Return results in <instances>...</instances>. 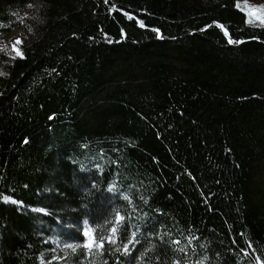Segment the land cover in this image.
I'll return each instance as SVG.
<instances>
[{"label": "trees", "instance_id": "obj_1", "mask_svg": "<svg viewBox=\"0 0 264 264\" xmlns=\"http://www.w3.org/2000/svg\"><path fill=\"white\" fill-rule=\"evenodd\" d=\"M29 4L0 50V264H264V25L237 0H0V21ZM84 221L120 242L85 249Z\"/></svg>", "mask_w": 264, "mask_h": 264}, {"label": "rangeland", "instance_id": "obj_2", "mask_svg": "<svg viewBox=\"0 0 264 264\" xmlns=\"http://www.w3.org/2000/svg\"><path fill=\"white\" fill-rule=\"evenodd\" d=\"M237 6L247 14V21L253 25H264V22L258 20L256 16H249L248 13L259 9V15L264 16V2H253L249 0H237ZM32 7L25 6L23 8H12L9 10L12 15L6 21H0V50L6 49L15 55H20V44L16 41H21L19 25L30 13ZM91 229L90 227H88ZM92 230V229H91ZM82 231L80 233L82 234Z\"/></svg>", "mask_w": 264, "mask_h": 264}, {"label": "snow or ice", "instance_id": "obj_3", "mask_svg": "<svg viewBox=\"0 0 264 264\" xmlns=\"http://www.w3.org/2000/svg\"><path fill=\"white\" fill-rule=\"evenodd\" d=\"M105 2H107V0H105ZM28 7H32L31 4L28 5ZM259 9L255 10V11H251L248 13L249 16H256V18L258 20H261L262 22H264V16H260L259 14ZM141 27H143V25L141 24ZM153 31L158 32V29H153ZM230 44L233 45H237V44H242L244 43V41H240V40H231L229 39L228 41ZM17 44L22 43L21 41L17 40L16 41ZM109 191H111V189H109ZM124 200H129L130 198L127 196H123ZM5 203H17L15 200H11L8 197H4L3 198ZM33 211L37 212V213H42L47 215V211L46 209L43 208H36L33 209ZM127 219H130V217H128ZM126 221V217L124 215H121L119 213L116 214V225L119 227H124V222ZM84 225L85 227L83 228L82 231V238H83V247L89 251L93 250V249H103L105 242H107L109 245H114L118 242H120V236H119V230L117 226H113L110 230V235H108L107 237L101 236L99 240H97L96 235H95V231L89 229L87 227V221H84ZM131 227V225H128V227L124 228V231L126 233L125 238L128 239L129 237L127 236L128 230ZM136 239V232H132L131 233V237H130V242H134ZM194 239H199V237H194ZM172 244L175 245H179L180 241L179 240H174L172 241ZM68 248H72L73 251H75V245L72 243H69L66 245ZM117 252L120 251L119 248L115 249ZM123 252L125 254H127L129 252V247L127 245H125L123 247Z\"/></svg>", "mask_w": 264, "mask_h": 264}]
</instances>
